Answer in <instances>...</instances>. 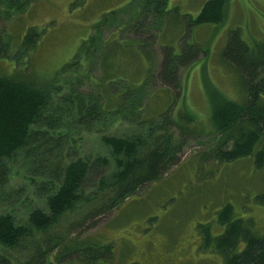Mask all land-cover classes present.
<instances>
[{"label":"trees","instance_id":"1","mask_svg":"<svg viewBox=\"0 0 264 264\" xmlns=\"http://www.w3.org/2000/svg\"><path fill=\"white\" fill-rule=\"evenodd\" d=\"M34 1L0 0V264H45L54 251L59 252L54 264L79 261L81 254L88 256L83 262L96 264L112 247L97 241L84 246L75 229L86 222L96 225L136 197L142 187L161 179L180 163L188 139L200 132L216 137L207 156L228 162L253 154L258 146L255 165L264 168V41L251 46L240 28L231 31L223 55L244 78V102L207 83L212 131H202L184 104L175 116L177 100L157 117L146 116L145 105L157 102L158 90L184 98L181 68H191L206 52L186 39L188 31L179 37L181 52L177 53L167 33L180 25L223 22L230 0H207L195 17L178 7L167 8L169 0H130L103 13L74 57L49 78L40 77L31 62L47 29L31 26L21 36L9 32V20ZM123 29L146 35L145 44L138 39L131 42L138 41L140 53L148 59L153 31L167 37L156 73L151 60L145 67L135 62L137 68L122 60L110 61L118 58L111 37L121 44L117 39ZM100 51V58L107 60L101 69L108 75L96 78L93 71ZM118 76L121 82L113 79ZM155 77L160 86L151 92L147 85ZM86 78L93 92L80 89ZM122 123L125 127L120 128ZM91 133L100 135L109 153H81L77 142ZM20 163L28 172L25 179L42 188L37 204L22 217L8 210L15 204L3 193L19 190L13 178ZM255 198L264 205V192ZM218 219L226 228L216 236L203 228V249L220 252L223 264H264V235L255 230L253 218L236 217L234 205L228 203Z\"/></svg>","mask_w":264,"mask_h":264},{"label":"rangeland","instance_id":"2","mask_svg":"<svg viewBox=\"0 0 264 264\" xmlns=\"http://www.w3.org/2000/svg\"><path fill=\"white\" fill-rule=\"evenodd\" d=\"M128 1L36 0L25 12L9 20V32L21 36L31 26L47 29L31 62L40 77L49 78L74 57L103 13L124 6ZM206 1L169 0L167 8L178 7L181 13L195 17ZM237 28L241 29L243 38L251 46L264 41V0H230L227 17L223 22L191 27L180 25L169 31L167 36L169 33L172 36L169 42L175 46L177 53L181 52L179 37L188 31L189 37L186 39L199 44L206 52L191 68H181L184 98H176L174 92L158 90L157 102L150 100L145 105L149 109L146 116L157 117L169 103L177 100L173 111L175 116L184 104L197 117L202 131H212V104L207 83L217 86L228 97L244 102L247 97L244 78L223 55L231 31ZM107 36H110L109 33ZM145 37V34L128 29H123L117 39L121 44L111 37L114 43L112 48L118 47L113 52L118 58L116 56L110 61L118 64L117 61L122 60L137 68L135 62L145 67L151 60L156 73L163 58L162 43H167L168 39L159 31H153V41L149 46L152 55L148 59L147 55L143 57L142 51L143 54L140 53L139 42H131L138 39L145 44L148 42L144 41ZM100 54L101 51L93 71L96 78L108 75L104 67L101 69L102 62L107 60L100 58ZM120 78L122 76L113 79L121 82ZM94 85L97 86L96 81ZM110 86L118 88V85ZM158 86L160 80L155 77L148 82L147 90L153 92ZM80 89L93 92L89 78L85 79ZM153 103H156V108L152 106ZM122 127H125L124 123L120 125ZM215 140L214 133L206 136L200 132L189 138L180 163L174 165L161 179L142 187L136 197L115 209L108 217L101 220L97 218L100 221L96 225L90 227L86 222L83 227L75 229V233L83 238L84 246L97 241L112 247L111 251L107 249L108 253L99 256L100 260L96 264H223L220 252L213 247L202 248V230L210 228L213 236L225 230L226 227L219 222L218 214L228 203L234 205L236 217L253 218L255 230L264 235V205L255 198L264 192V168L258 169L254 158L258 146L253 154L227 162L205 154L206 150L216 144ZM77 143L80 144L82 154L109 153L100 135L96 133L84 135V139ZM17 166L19 174L15 177L14 172L13 179L15 185H20L19 190L3 193H7L15 204L8 210H14L22 217L28 213L29 207L37 204L39 190L42 188L38 189V185L36 187L25 179L28 172H23L21 163ZM58 253L52 252L49 257L51 262L48 259L45 264H54ZM77 257H80L79 261L69 260L61 264H87L83 262L88 257L86 254Z\"/></svg>","mask_w":264,"mask_h":264}]
</instances>
